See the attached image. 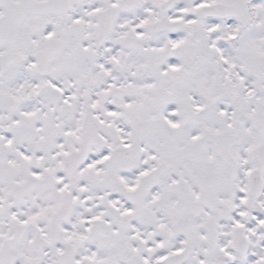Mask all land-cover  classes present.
Instances as JSON below:
<instances>
[{"label":"snow or ice","instance_id":"6c2138e0","mask_svg":"<svg viewBox=\"0 0 264 264\" xmlns=\"http://www.w3.org/2000/svg\"><path fill=\"white\" fill-rule=\"evenodd\" d=\"M0 264H264V0H0Z\"/></svg>","mask_w":264,"mask_h":264}]
</instances>
